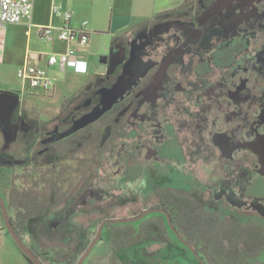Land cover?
Returning a JSON list of instances; mask_svg holds the SVG:
<instances>
[{
    "label": "flooded vegetation",
    "instance_id": "1",
    "mask_svg": "<svg viewBox=\"0 0 264 264\" xmlns=\"http://www.w3.org/2000/svg\"><path fill=\"white\" fill-rule=\"evenodd\" d=\"M90 73L95 91L75 113L65 102L68 109L46 129L32 121L25 99L0 98L7 124L0 169L29 185L47 175L57 184L48 203L34 192L20 205L21 222L11 192L0 189L40 264H79L87 252L80 264H159L169 257L249 264L264 240V0H195L171 8L118 38ZM109 89L118 91L112 101ZM98 110L95 121L67 134ZM123 207L132 214L116 218ZM57 208L84 213V251L76 259L70 252L76 242L46 238L64 251L58 263L46 261L21 231L38 212ZM3 222L0 243L8 235L20 257L0 248V261L36 264ZM96 225L88 241L87 229ZM106 241L112 257L101 260Z\"/></svg>",
    "mask_w": 264,
    "mask_h": 264
},
{
    "label": "rangeland",
    "instance_id": "2",
    "mask_svg": "<svg viewBox=\"0 0 264 264\" xmlns=\"http://www.w3.org/2000/svg\"><path fill=\"white\" fill-rule=\"evenodd\" d=\"M193 2H195V0H178V2L174 1L171 5L173 6L172 8H175L180 5L191 4ZM170 9L171 8H169L168 10ZM168 10H166L165 12H167ZM161 14L163 13H158L154 17H159L161 16ZM46 15H48V11L43 10V17H45ZM11 29L17 31L23 37V42L21 41L19 43L18 53L20 52V49L23 50L24 64L26 63L27 54H30L31 60L33 62H36L38 64H41L42 62L44 63L45 56L42 58V60H39L37 57L40 53L39 50H51V46L47 43V40L39 38L40 40H42V42L39 41L36 38L35 30L32 31L31 35L28 34L27 30L31 29V26L28 24L11 25ZM108 39L109 35H106L105 33L97 35L98 46L93 52V61H91V63L96 64L97 61L100 60L101 56L105 53L108 47ZM61 42H63V44H66V42L62 40L59 43L57 42V45H61ZM68 47L69 46H66L61 51L67 50ZM27 50H29L30 53L27 52ZM71 57L74 58V53L71 55ZM8 61L9 60H7L6 62H0V89L18 88L21 86V80L17 77V70L23 62H19V60L16 59L15 61H11L10 64H7ZM52 69L54 73L52 74L55 76L57 81L55 90L53 92H48L43 89H40L39 93H34V95H28L25 99V105L28 111L31 112L32 121H34L35 124H38L41 129L52 127L55 118L62 114L65 109H68V107L64 108L65 102L71 104L69 110L70 112L75 113L76 109L79 108L81 101L89 97L90 94L95 91L98 85L93 79L94 73H90L87 76H85L86 74H84V77H82L81 74L73 73L70 69H67L65 71H60L57 67H53L51 68V70ZM78 95H80L79 98H73ZM78 111L80 112V109ZM3 138V127L0 126V150ZM87 139L89 140V143L95 140V138L92 136V133L90 132L88 133ZM87 149L89 151V156L96 154L95 147L91 148L89 145ZM71 155L76 156L75 158L81 157V154L78 152V150H73L71 152ZM46 159L49 160L47 157ZM75 164H77L76 161ZM41 171L42 173L50 172L49 168H47V170L41 169ZM27 177H29V175ZM40 177L41 179L39 181H36L33 184L32 181L29 185L28 178H26L27 181L23 179H18L17 175L15 174L13 180H11L9 171L5 169H0V189L8 197L9 193L11 192V195L13 197V215L17 222H21L22 213L19 212L20 205L23 204L26 206V204L29 203L28 197H35L34 192H37V194L40 196L39 198L48 203L50 200L51 193L54 191V189L57 188V184H54V182L51 180L50 175H47V177L45 178L42 176ZM22 196H24L25 201H23ZM131 214L132 211L126 207H123L119 211L114 213L115 217L119 219L130 217ZM249 218L250 220L259 219L255 216L250 215ZM60 219L70 221L71 226L70 224L67 227L60 226L58 223L54 224L55 220L59 221ZM2 224H4V222L0 209V234L5 235L6 233L4 231L1 232ZM136 226H138V224ZM21 227V231L23 232L24 238L28 242L34 243L40 250H42L44 254V259L46 261L53 260L58 263L60 262V259L63 257L64 253V251H62V253H59V247L56 249V251H54L56 247L53 246V243L52 245L47 243L46 238L48 237H67L69 242H76V245L70 251L72 252V254H75V259L79 257V253H82L84 251V213L82 212L70 213L68 211H64L58 208L55 212H51L48 210L40 211L38 212L35 220H32L31 223H21ZM97 230V225L87 229V234H85V237L88 238V241L95 237ZM6 236L7 237L4 236V243H0L2 254L7 253L9 254V256H15L19 258L20 256L18 255V250L15 244L13 243V240L10 239L8 235ZM106 243L107 246L103 245L102 250L100 251V253L103 254V258H101V260H107L112 257L113 251L111 248H109V242L106 241ZM78 246L82 248L78 252H76V248H78ZM251 250H253V247L249 249V252H251ZM253 252L254 256H250L251 259L249 260V264H264V240L261 241V244L258 246V251L255 250ZM5 259L6 258L4 256V260ZM159 264L196 263L193 261L179 260L169 257L168 259Z\"/></svg>",
    "mask_w": 264,
    "mask_h": 264
},
{
    "label": "crops",
    "instance_id": "3",
    "mask_svg": "<svg viewBox=\"0 0 264 264\" xmlns=\"http://www.w3.org/2000/svg\"><path fill=\"white\" fill-rule=\"evenodd\" d=\"M174 1L178 0H34L33 14L30 18H26L19 24H28L31 29L27 30V33L31 35L35 30L36 38L42 42L47 40V43L51 46V50H39L38 59L42 60L45 56V62L38 64L31 60L30 54H27L26 63H35L38 66H45L47 63V57L52 53H61L62 49L66 46L74 49V58L86 61L81 64L82 68H88L87 72L81 70L77 72L74 66L61 67L60 64L56 65L60 71L70 69L73 73L81 74L82 77L89 75L91 69L95 64L93 61L94 50L98 46L97 35L105 33L109 35L107 50L114 45L118 38L122 35L130 34L140 24H144L153 20L158 13H163L169 8ZM54 4L62 6L64 11L72 13V19L70 25L73 27L79 26L83 21L88 22V28L91 31L90 40L87 46L83 49H79L77 42H66L61 45H57L62 41L57 35L52 36L51 39L45 38L39 30L41 25H54L61 26L64 24V18L60 15L52 13V7ZM171 5V6H170ZM169 7V8H168ZM43 10L48 11V15L43 17ZM17 23H9L4 26H0V62H6L10 64L11 61L16 59L24 64L23 50L20 49L18 53L19 43L23 42V37L17 31L11 29V25H19ZM40 38V39H39ZM60 40V41H59ZM9 42V43H8ZM9 44V45H8ZM65 45V46H64ZM68 47V48H69ZM65 51V50H64ZM27 52L30 53L29 50ZM38 60V61H39ZM18 68V69H19ZM18 72V70H17ZM53 73V69L51 70ZM54 74V73H53ZM18 77V76H17ZM21 80V79H20ZM35 91L30 87L28 83L21 80V86L18 88H5L0 89V98L9 97V102L12 99L17 102H21L26 99L28 95H34ZM3 113L0 114V126L3 127V134L6 132L5 126L7 124L2 120ZM5 135V134H4ZM5 137V136H3ZM6 260V259H5ZM4 260V256L1 261L5 264H18L16 258H8ZM0 261V263H1Z\"/></svg>",
    "mask_w": 264,
    "mask_h": 264
},
{
    "label": "built area",
    "instance_id": "4",
    "mask_svg": "<svg viewBox=\"0 0 264 264\" xmlns=\"http://www.w3.org/2000/svg\"><path fill=\"white\" fill-rule=\"evenodd\" d=\"M34 0H0V26L9 23H20L26 18H30L33 14ZM52 13L63 16L64 24L61 26L41 25L40 33L47 39L57 35L61 40L66 42H77L79 49H83L90 40L91 31L88 28V22L83 21L79 26L70 25L72 13L64 11L62 6L54 4ZM74 49L68 48L61 53H52L47 57L46 66H38L34 63L27 62L20 67L17 72L19 79L28 83L30 87L39 93L40 89L53 92L56 88V78L51 72V68L60 64L61 67L74 66L77 72L83 70L86 72L88 68H82L81 64L86 61L71 59Z\"/></svg>",
    "mask_w": 264,
    "mask_h": 264
},
{
    "label": "water",
    "instance_id": "5",
    "mask_svg": "<svg viewBox=\"0 0 264 264\" xmlns=\"http://www.w3.org/2000/svg\"><path fill=\"white\" fill-rule=\"evenodd\" d=\"M109 90H110V93H109L110 97H109L108 101H112L113 95L115 93H117L118 91L117 90L113 91L111 89H109ZM16 103L19 104V102H17V101H16ZM100 113H101V110H98V111H93V112H90V113L84 115L83 117H81L79 120L76 121L74 126L67 132V134L70 135V134L74 133L76 130L82 128L83 126L85 127L89 123L95 121L98 118V116L100 115ZM0 209H1V213H2V216L4 218V221H5V224L9 230L10 234L14 238L15 242L17 243V245L23 250V252H25L28 256H30L36 264H40L38 258L28 248V246L22 240V237L16 231L14 224L12 222V219H11L10 213L8 211L6 201H5V199L1 193H0ZM124 220H129V219H124ZM117 221H121V220H112V222H117ZM103 225H104V223L100 227L98 236H101V231H102ZM88 253L89 252H87L85 255H83L79 264L82 263V261L84 260V258L87 256Z\"/></svg>",
    "mask_w": 264,
    "mask_h": 264
},
{
    "label": "clouds",
    "instance_id": "6",
    "mask_svg": "<svg viewBox=\"0 0 264 264\" xmlns=\"http://www.w3.org/2000/svg\"><path fill=\"white\" fill-rule=\"evenodd\" d=\"M87 72V71H86Z\"/></svg>",
    "mask_w": 264,
    "mask_h": 264
}]
</instances>
